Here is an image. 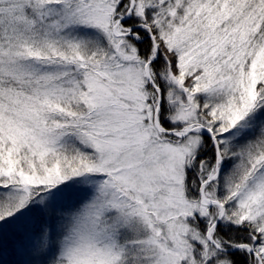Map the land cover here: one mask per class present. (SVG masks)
<instances>
[{
    "label": "snow or ice",
    "instance_id": "1",
    "mask_svg": "<svg viewBox=\"0 0 264 264\" xmlns=\"http://www.w3.org/2000/svg\"><path fill=\"white\" fill-rule=\"evenodd\" d=\"M0 264H264V0H0Z\"/></svg>",
    "mask_w": 264,
    "mask_h": 264
}]
</instances>
